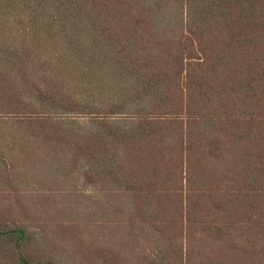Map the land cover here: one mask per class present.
Segmentation results:
<instances>
[{
	"label": "trees",
	"instance_id": "trees-1",
	"mask_svg": "<svg viewBox=\"0 0 264 264\" xmlns=\"http://www.w3.org/2000/svg\"><path fill=\"white\" fill-rule=\"evenodd\" d=\"M0 114L33 144L72 143L86 183L135 194L136 264L264 251V0H0ZM177 185L196 234L146 215ZM30 243L0 221L13 264H55Z\"/></svg>",
	"mask_w": 264,
	"mask_h": 264
},
{
	"label": "rangeland",
	"instance_id": "rangeland-1",
	"mask_svg": "<svg viewBox=\"0 0 264 264\" xmlns=\"http://www.w3.org/2000/svg\"><path fill=\"white\" fill-rule=\"evenodd\" d=\"M23 126L10 120L0 122V221L24 226L31 237L29 251L50 256L55 264H136L129 259L140 254L142 237L129 229L131 219L136 230L142 223L135 194L112 181L86 183L75 170L72 143L33 144V139L20 136ZM148 195L149 218L168 223L173 233L182 227L191 235L197 233L182 221L185 212L189 215L190 208L199 204L186 187L151 190ZM207 255L216 260L223 256L221 260L231 264H264L263 250ZM0 264H13L1 250Z\"/></svg>",
	"mask_w": 264,
	"mask_h": 264
}]
</instances>
